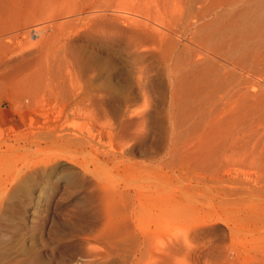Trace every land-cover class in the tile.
Instances as JSON below:
<instances>
[{
    "label": "rangeland",
    "instance_id": "1",
    "mask_svg": "<svg viewBox=\"0 0 264 264\" xmlns=\"http://www.w3.org/2000/svg\"><path fill=\"white\" fill-rule=\"evenodd\" d=\"M59 3L0 0V264H264V0Z\"/></svg>",
    "mask_w": 264,
    "mask_h": 264
},
{
    "label": "bare ground",
    "instance_id": "2",
    "mask_svg": "<svg viewBox=\"0 0 264 264\" xmlns=\"http://www.w3.org/2000/svg\"><path fill=\"white\" fill-rule=\"evenodd\" d=\"M61 1V3L64 1H62V0H60ZM65 1H67V0H65ZM73 1H74V5H75V8L73 7V9L74 10H71V9H68L69 7H67V11L69 12V13H71L72 11L74 12V14H75V12L77 11V12H79L78 10H83L84 12H86L87 14H88V16L90 15V16H93V17H96V18H101V17H103V16H105V15H107L106 13L108 12V11H110L111 13H113V14H116V16L117 17H119V15L120 16H122L123 15V18L125 17V19L126 18H129V19H133V20H136V22H139V21H141V20H139L140 19V15H139V13L137 12V11H134V7H135V5H136V3H135V0H134V2L131 0V2H129V4H128V8H126V7H120L121 6V4H120V6H116L114 3H116V1L117 0H72V3H73ZM126 1V0H125ZM120 2V1H119ZM122 2V1H121ZM123 2H124V0H123ZM61 3H59L58 4V6L61 4ZM66 3V2H65ZM68 4H69V2H67ZM71 3V2H70ZM148 3V2H147ZM79 4V5H78ZM153 4V3H152ZM23 5H24V3H23ZM61 5H63V4H61ZM125 5H127V4H125ZM124 5V6H125ZM25 6V5H24ZM130 6V7H129ZM29 7V6H28ZM60 7V6H59ZM62 7V6H61ZM66 7V6H65ZM77 7H78V9H77ZM114 8V9H111V8ZM63 8V7H62ZM136 8V7H135ZM137 8H139V7H137ZM124 9V10H123ZM66 10V9H65ZM70 10V11H69ZM122 10V11H121ZM141 10V9H140ZM142 10H143V8H142ZM61 11V10H60ZM67 11H65L66 13L65 14H69ZM57 12H58V10H57ZM76 12V13H77ZM149 12V11H148ZM63 13V12H62ZM64 14V13H63ZM73 13H72V15H74ZM111 15V14H110ZM115 16V17H116ZM143 17V16H142ZM104 18H106V16L104 17ZM151 18V17H150ZM163 18V17H162ZM262 18V17H261ZM93 19V18H92ZM103 19V18H102ZM109 19V18H108ZM131 21V20H130ZM131 24H132V22H131ZM133 24H134V22H133ZM245 24V23H244ZM141 29V28H140ZM244 29H245V26H244ZM254 30V29H253ZM170 31V30H169ZM106 32V31H105ZM225 33V32H224ZM223 33V34H224ZM98 34V33H97ZM231 34V33H230ZM229 34V35H230ZM2 35H3V33H1L0 34V44L3 42V39L1 38L2 37ZM235 35V34H234ZM167 36V40H166V42H165V46H164V52H163V57H164V61H165V67H166V71H167V74H168V76H169V78L170 79H172L173 77H172V75H173V73H174V71H175V67L176 66H185V65H187V62H192L193 61V59L195 58V57H200V58H198L197 60H196V63H201V62H203V61H208V59H212L213 60V58H214V56H215V54H219L217 51H214V50H210L208 47H206V46H197V48H194V47H192V48H194V49H191L190 48V50L188 51H186L185 49H187V44L186 43H184V36L183 35H178L177 33H174V32H171L170 31V33L168 34V35H166ZM232 36V35H231ZM244 36H245V34H244ZM190 37V36H189ZM230 37V36H229ZM232 37H234V36H232ZM241 37V36H240ZM246 37V36H245ZM262 37V35L260 36V40L262 39L261 38ZM232 39V38H231ZM231 39H229L230 41H231ZM238 39V38H237ZM241 39H243V38H241ZM253 39V38H252ZM164 40H165V38H164ZM245 40H247V39H245ZM99 41V40H98ZM234 41V40H233ZM233 41H231V42H233ZM160 42V41H159ZM190 42V41H189ZM251 42V41H250ZM255 42V41H254ZM190 44V43H189ZM215 44H216V42H215ZM243 44V43H242ZM250 44V43H249ZM191 45V44H190ZM238 45V44H237ZM236 45V46H237ZM251 45V44H250ZM260 45V44H259ZM245 46V45H244ZM156 47V46H155ZM238 47V46H237ZM250 47V46H249ZM249 47H247L248 49H249ZM153 48V47H152ZM160 48H161V46H160ZM163 48V47H162ZM243 48V47H242ZM247 48H246V50H247ZM154 49V48H153ZM156 49V48H155ZM241 49V48H240ZM250 49H252V47L250 48ZM160 50V49H159ZM236 50V49H235ZM253 50V49H252ZM242 51V50H241ZM236 52H237V50H236ZM248 52V51H247ZM230 53H231V51H230ZM230 53H229V55H230ZM249 53V52H248ZM216 55V56H217ZM234 55V54H233ZM233 55L231 56V58H230V56H229V81H230V85L232 86V88L233 89H235V88H237L238 89V86H239V84H235V77H236V74H237V71H239V73H241V72H247V71H249V67H248V64H250L249 63V60H248V57L247 56H243V59L242 60H239V59H236V58H234L233 57ZM254 55V54H253ZM139 56H140V54H139ZM202 56V57H201ZM236 57V56H235ZM255 57V56H254ZM133 58V57H132ZM141 58V57H140ZM139 58V59H140ZM225 59V58H224ZM252 59V58H251ZM147 60V59H146ZM145 60V61H146ZM143 61V60H142ZM146 63H147V61H146ZM188 63V64H189ZM194 63V62H193ZM225 65V64H224ZM256 65V64H255ZM186 67V66H185ZM208 67H209V65H208ZM220 67V66H219ZM222 68H227V66H222ZM140 71V70H139ZM222 71H223V69H222ZM188 72V71H187ZM244 72V73H245ZM207 73V72H206ZM252 73V72H251ZM180 74H181V72H180ZM222 74V73H221ZM242 74V73H241ZM245 75V74H244ZM179 76V75H178ZM254 76V75H253ZM239 77V76H238ZM262 78H264V77H262ZM25 79L26 78H19L18 79V81H17V84H21V83H23L22 81H25ZM46 79V80H45ZM241 79V78H240ZM243 79V78H242ZM248 79H250L249 77L247 78V83H248ZM34 80H36L37 82L39 81V84H42V85H44L42 82H47L48 83V79L44 76H38L37 78L35 77L34 78ZM71 80V79H70ZM239 80V79H238ZM246 80V79H245ZM245 80H243V81H245ZM27 81H29V80H27ZM35 81V82H36ZM172 81V80H171ZM241 81V80H240ZM31 83H33L32 81H30L29 83H28V87L27 88H29V91L28 92H30V94L32 95V96H35V94H36V92L38 91L39 92V87H37V86H35V85H33V86H29V84H31ZM198 83V82H197ZM242 83V82H241ZM244 84V83H243ZM49 85V84H48ZM48 85H46V87L48 86ZM59 85V84H58ZM183 85V84H182ZM246 86H247V84H245ZM245 85H244V89H245ZM195 86H197V85H195ZM251 88V87H250ZM197 89V88H196ZM247 89V88H246ZM259 90V89H258ZM194 91H196V90H194ZM199 91V90H198ZM235 92V91H234ZM55 93H57V92H55ZM200 93V92H199ZM231 93H232V89H231ZM239 93V92H238ZM262 93H264V92H262ZM38 94V93H37ZM236 94V93H235ZM59 95V94H58ZM237 96V95H236ZM239 96V95H238ZM237 96V97H238ZM59 97V96H58ZM234 97V96H233ZM236 97V98H237ZM241 98H243V97H241ZM241 98H240V100H241ZM55 99H56V95H55ZM62 99H63V97H62ZM32 100L34 101L35 100V97H32ZM31 100V101H32ZM255 101V100H254ZM261 101H264V95H262V98H261ZM230 102V101H229ZM196 103V102H195ZM233 103V102H232ZM243 103V102H242ZM208 107V106H207ZM210 107V106H209ZM215 107V106H214ZM250 107V106H249ZM261 107H264V106H262L261 105ZM214 109H216V108H214ZM218 110V109H217ZM234 110V109H233ZM212 111H214L213 109H212ZM216 111V110H215ZM227 111V110H226ZM255 111V110H254ZM262 111V110H261ZM260 111V112H261ZM211 112V111H210ZM251 113V112H250ZM211 114V113H210ZM222 114V113H221ZM225 115V114H224ZM249 115V114H248ZM261 115V114H260ZM195 116V115H194ZM262 116V115H261ZM193 118V117H192ZM227 118V117H226ZM54 119H55V116H54ZM57 119H59L58 117H56V120ZM244 119V118H243ZM173 120V119H172ZM232 122V121H231ZM218 125V124H217ZM244 125V124H243ZM258 125V124H257ZM247 126V125H246ZM173 127V125L171 126V128ZM241 127V126H240ZM178 128V127H177ZM236 128V127H235ZM59 129V128H58ZM179 129V128H178ZM60 131V130H59ZM65 131V129H62L60 132L62 133V132H64ZM67 131V130H66ZM172 131H173V129H172ZM1 135V134H0ZM68 135V134H67ZM227 135V134H226ZM248 135V134H247ZM251 136V135H250ZM62 137H66V135L65 134H61V135H59L58 136V138H62ZM224 137V136H223ZM228 138H229V135H228ZM241 138V137H240ZM245 138V137H244ZM243 138V139H244ZM73 139V138H72ZM224 139H225V137H224ZM249 139V138H248ZM248 139H246V140H248ZM262 139H264V138H262ZM68 140V139H67ZM78 140V139H77ZM231 140V139H230ZM252 140H253V138H252ZM17 141V140H16ZM71 141V140H70ZM233 141H234V139H233ZM236 141H237V139H236ZM241 141V140H240ZM2 142H3V140H2ZM1 142V143H2ZM174 142V141H173ZM248 142V141H247ZM258 142V141H257ZM0 143V144H1ZM70 143V142H69ZM240 143V142H239ZM250 144H251V142H249ZM3 144V143H2ZM7 145H6V147L8 148V149H11V148H13V146L12 145H10V144H8V143H6ZM173 144V143H172ZM260 144V143H259ZM238 145V144H237ZM246 145V144H245ZM254 145V144H253ZM232 146V145H231ZM257 147H258V145H256ZM241 147V145L239 146L238 145V147H236V148H240ZM249 149H250V147H248ZM231 149H232V147H231ZM230 149V150H231ZM233 149H235V148H233ZM246 149V148H245ZM262 149V148H261ZM237 150V149H236ZM235 150V151H236ZM238 151V150H237ZM250 151V150H249ZM231 152V151H230ZM245 152H246V150H245ZM254 152V151H253ZM257 152V151H256ZM237 153V152H236ZM248 153V152H247ZM240 154V153H239ZM238 154V155H239ZM237 155V154H236ZM255 155V154H254ZM261 155V154H260ZM242 156V155H241ZM237 157H239V156H237ZM259 157V156H258ZM260 158V157H259ZM244 159V158H243ZM262 159H264V158H262ZM253 159H251V161H252ZM244 162V161H243ZM242 163V162H241ZM247 163V162H246ZM234 164V163H233ZM262 164H264V163H262ZM261 164V165H262ZM262 166H264V165H262ZM236 167V166H235ZM234 167V168H235ZM238 168V167H237ZM241 168V167H240ZM258 169V168H257ZM262 177V176H261ZM248 184V183H247ZM237 190V189H236ZM225 191V190H224ZM223 193V192H222ZM233 193V192H232ZM254 208V207H253Z\"/></svg>",
    "mask_w": 264,
    "mask_h": 264
}]
</instances>
